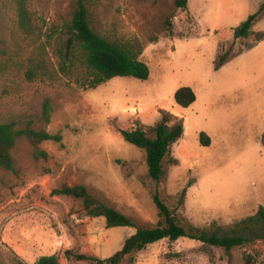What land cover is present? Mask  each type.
<instances>
[{
	"label": "rangeland",
	"instance_id": "obj_1",
	"mask_svg": "<svg viewBox=\"0 0 264 264\" xmlns=\"http://www.w3.org/2000/svg\"><path fill=\"white\" fill-rule=\"evenodd\" d=\"M86 3L99 33L144 44L141 59L151 73L147 80L116 76L85 88L76 80L78 61L70 75L29 80L33 58L45 57L51 70L60 71L59 50L65 52L69 37L65 25L78 0H27L34 34L20 29L17 0H0V122L33 120L34 128L63 136L40 145L47 158L36 157L20 139L15 170L0 169V264H34L54 253L62 264H93L76 255L108 258L136 232L135 226L107 227L105 217L88 216L80 200L55 194L64 184H85L137 226L158 222V191L188 224L229 228L253 218L260 219L262 233L264 0H189L185 9L174 0ZM261 7L254 33L235 38V27ZM185 85L197 98L181 107L175 92ZM46 98L53 109L49 123L39 118ZM162 109L184 117L186 132L172 146L178 164H167V178L158 184L149 176L145 151L118 128L154 125ZM66 250H72L69 258ZM120 264H264V238L255 236L230 252L189 237L166 238Z\"/></svg>",
	"mask_w": 264,
	"mask_h": 264
},
{
	"label": "trees",
	"instance_id": "obj_2",
	"mask_svg": "<svg viewBox=\"0 0 264 264\" xmlns=\"http://www.w3.org/2000/svg\"><path fill=\"white\" fill-rule=\"evenodd\" d=\"M188 2L189 0H174V5L176 8L185 9ZM263 7L235 27V38H249L254 33V23ZM17 14L20 29L34 34L37 26L33 22L27 0H17ZM65 27L69 37L65 52L63 49L59 50L60 71L51 70L45 57L33 58L31 67L26 71L29 80L41 78L42 75L47 74L57 78L60 72L70 75L78 66V61L82 64V69L76 80L85 88H96L116 76L135 77L141 80L149 78L150 67L141 59L144 44L137 38H110L95 30L89 19L86 0H78L73 17ZM227 56L222 57L221 61L224 62ZM196 98L194 89L188 85L180 87L175 92V101L181 107H188ZM52 111L51 101L46 98L42 104L40 120L49 123ZM184 122V117L162 109L161 118L154 125L138 126L133 129L118 128L127 142L145 151L149 176L158 184L167 178V164L176 165L179 162L178 158L172 154V146L182 138L185 132ZM33 124V120H28L24 125L18 121L0 122V169L15 170L14 149L20 139H26L33 146L36 157L45 158L49 154L40 148V145L49 140L62 141L63 136L60 132L53 134L44 128L36 129ZM201 141L209 145L210 136L202 132ZM185 192L186 189L183 190L179 203L184 201ZM54 193L80 200L85 213L91 217H105L107 227H136V232L126 238L123 247L108 258L103 259L84 253L76 255L78 260H89L93 264H120L133 252H139L148 244L166 238L174 241L181 237H189L211 246L222 247L226 252L248 243L255 236L264 238V227L262 233L257 231L260 219L243 220L229 228H202L188 224L184 216L173 211L162 200L158 191L154 193L153 198L158 208L159 220L155 225L150 226H137L128 215L94 196L85 184H64L55 189ZM261 214L264 225L263 209ZM65 253L69 258L72 250H66ZM130 260L135 261L133 257ZM34 264L62 263L60 256L54 253L40 256Z\"/></svg>",
	"mask_w": 264,
	"mask_h": 264
},
{
	"label": "crops",
	"instance_id": "obj_3",
	"mask_svg": "<svg viewBox=\"0 0 264 264\" xmlns=\"http://www.w3.org/2000/svg\"><path fill=\"white\" fill-rule=\"evenodd\" d=\"M186 132V131H185Z\"/></svg>",
	"mask_w": 264,
	"mask_h": 264
}]
</instances>
